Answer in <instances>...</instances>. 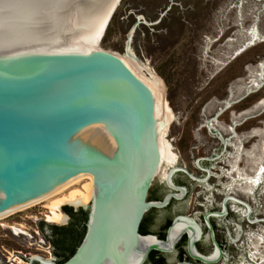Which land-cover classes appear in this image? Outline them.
<instances>
[{
	"label": "water",
	"instance_id": "1",
	"mask_svg": "<svg viewBox=\"0 0 264 264\" xmlns=\"http://www.w3.org/2000/svg\"><path fill=\"white\" fill-rule=\"evenodd\" d=\"M115 1L0 0V212L84 176L91 199L80 207L83 236L70 257L48 264H144L152 251H173L183 234L190 259L214 264L222 250L209 217L225 214V203L204 215L214 259L195 251L188 225L171 238L184 215L173 218L163 240L152 243L139 233L145 213L183 198L185 189L166 180L180 194L152 201L155 176L142 186L161 132L150 116L156 81L139 82L121 60L95 47ZM174 171L198 180L182 167Z\"/></svg>",
	"mask_w": 264,
	"mask_h": 264
},
{
	"label": "rangeland",
	"instance_id": "2",
	"mask_svg": "<svg viewBox=\"0 0 264 264\" xmlns=\"http://www.w3.org/2000/svg\"><path fill=\"white\" fill-rule=\"evenodd\" d=\"M127 40L129 54L155 73L163 88L156 101L157 124L163 151L172 157L158 162L149 194L153 198L176 191L166 183L174 166L198 177L192 180L173 171L171 182L184 186L186 195L145 213V225L163 235L174 214L190 215L203 231L195 246L209 254L212 245L203 216L222 211L225 203L226 213L209 219L222 250L214 264H264V173L250 191L243 185L255 174L257 162L264 167V104L257 106L264 99V86L251 93L245 89L257 73L256 64L264 61V0H120L99 51L121 60L142 82L148 72L125 57ZM226 100L231 105L223 111ZM200 169L206 170L204 178ZM44 211L39 204L2 220L22 225L29 236L0 226V264H10V253L51 254L59 263L61 250L53 247L51 230L63 225L46 224ZM177 244L163 255L165 264L178 260L185 242ZM48 245L53 249L45 253Z\"/></svg>",
	"mask_w": 264,
	"mask_h": 264
},
{
	"label": "bare ground",
	"instance_id": "3",
	"mask_svg": "<svg viewBox=\"0 0 264 264\" xmlns=\"http://www.w3.org/2000/svg\"><path fill=\"white\" fill-rule=\"evenodd\" d=\"M119 2H120V0H116L115 3L113 4V6L108 11V13L103 18L100 41L95 45V47L98 50H99V44L101 42V39H102L103 34L105 32V29L108 25L109 19L113 13V10L116 8V6ZM252 41H253V39H252ZM127 45H128V46H126L127 51L124 52L125 57L134 61V62H137L143 66V64L140 61H138L134 56H131L129 54V41L127 42ZM143 67L148 72L149 77L151 79H153L154 81H156L155 89H154V92L152 93L153 109H152L150 116H152L157 121L159 118V114H158V111L156 110V101L161 96L163 88H162V85L160 83L158 76L155 73H150V71L145 66H143ZM263 86H264V61L259 63L258 70H257L255 77L250 80L249 85L245 86V89H247V91H249V93H251V90L257 91L260 88H262ZM231 93L232 92H230V94ZM263 104H264V99L260 100V102L258 103L257 106H261ZM230 105H231V103L228 100H226L224 103V107L227 109L230 107ZM218 115H219V113L216 116H218ZM205 126H207V128L211 131L212 128H211V123L209 121L205 122ZM222 140H224V139L222 138ZM235 154H236V157L238 158L239 153L236 152ZM170 157H172V154L171 153L167 154L163 151L162 143L158 137V139H157V141H156V143L152 149V152H151V154H150V156H149V158L145 164L142 186L148 179H151V178H153V176H155L154 170L156 169L158 162L161 159L164 161H167V160H169ZM174 168H172L171 170L174 171ZM173 171H172V173L175 172V171L174 172ZM172 173L169 174L168 178H166L167 182H169L171 184H173L171 182ZM263 173H264V167L261 166V161L257 162V169L255 170V174L251 178H246L244 181L243 185H244L245 191H250L257 184L258 180L261 179V176L263 175ZM237 177L239 178V176H237ZM179 196H181V195H179ZM90 199H91V183L89 182V180L86 177L82 176V177L77 178L73 181H70L66 184H63L59 187H56L50 191H47L43 194H40L39 196L35 197L34 199L28 201L27 203L21 205L20 207H18L16 209L0 212V226L5 228V229H8L10 231H13V232H15V234H18V235H28V233L26 232V230H24L22 225L8 224V223H4L2 220L4 218L10 216L11 214L24 211L30 207H34V206L39 205V204L45 210L43 213V219L47 224L64 225L68 220V216L66 215V213H64V211L62 210V207L65 205H69V206H72L75 208H78L81 206L86 207L89 204ZM186 225L191 227L190 238L191 239L195 238L196 240H199V238L201 237V234H202L200 225L193 218L188 217V216H185V218H182L181 221H179L178 223H175V225L171 229V238H175L180 233L181 228L183 226H186ZM147 237H149V239L151 240L152 243L157 242V240H159L156 237H154L153 235H149ZM38 247L40 248V250L43 249V247L40 245H38ZM194 248H195V251L198 252V250L196 249L195 246H194ZM46 252L49 253V250L46 249L45 253ZM207 256L209 259H214L217 257V252L214 250L212 253H210ZM29 257L40 259L42 261V264H48L50 261L54 260V258L52 257L51 254L45 255V256L29 255ZM8 261L16 262V264H25L26 263L11 253H10V258L8 259ZM26 264H28V263H26Z\"/></svg>",
	"mask_w": 264,
	"mask_h": 264
},
{
	"label": "flooded vegetation",
	"instance_id": "4",
	"mask_svg": "<svg viewBox=\"0 0 264 264\" xmlns=\"http://www.w3.org/2000/svg\"><path fill=\"white\" fill-rule=\"evenodd\" d=\"M173 166H171L170 168H172ZM176 167V166H174ZM206 169V168H205ZM187 170V169H186ZM201 171H203V177L201 178H204L205 175H206V170L204 169H200ZM209 170V169H208ZM188 171V170H187ZM181 171H178L177 173H179ZM189 172V171H188ZM176 173V172H175ZM183 174H185L187 177H189L186 173L182 172ZM192 174V173H191ZM193 175V174H192ZM195 176V175H193ZM172 177V176H171ZM196 178H198L197 176H195ZM200 179V178H199ZM172 180V179H171ZM173 183V181H172ZM175 184V183H173ZM178 186V185H177ZM178 187H184V186H178ZM167 193H179L178 190L176 191H170V192H166L162 197H158V196H154L153 198L151 197V194H149L148 192V197L147 199L148 200H152V201H160L164 198V196L167 194ZM185 195H186V192H185ZM184 195V196H185ZM183 196V197H184ZM175 199H171L169 201V203L165 206L167 207L168 205H170L171 201H173ZM163 207V208H165ZM161 208V209H163ZM221 209V207L219 208ZM156 210H159V209H150L148 212L151 213L153 211H156ZM220 210H218L217 212H219ZM209 212H212V211H209ZM66 215L68 216V220L66 222V224H64L63 226H60V227H56L54 230H51V233H52V239H55L54 241L59 244V242L61 241L62 243V247H63V241H65L67 239V237H70L72 235H74L75 237H80L81 236V232H82V214H81V211L80 212H75L73 211L72 209H70V211H66L65 212ZM179 215H184L182 213H178V214H174L173 217L171 219H168L166 224H165V229L163 230V235H160L158 233H154L153 231H151L146 225H145V222H146V217L147 216H144L141 223H140V226H139V233L141 235H153L154 237H157V239H160V240H163L165 238V235H166V231H167V228L169 227V225L171 224V221L173 220V218H175L176 216H179ZM185 216H188V217H192L190 215H185ZM214 216H210L209 219L213 218ZM194 218V217H193ZM195 219V218H194ZM77 221H80L79 223ZM196 221V220H195ZM203 221H204V216H203ZM197 222V221H196ZM212 225V224H211ZM207 228V226H205ZM201 228V226H200ZM213 228V226H212ZM208 230V233H209V237H210V232H209V229L207 228ZM201 231H202V228H201ZM84 232V231H83ZM203 235V231H202V234L201 236ZM184 240L185 242V245H184V249L182 247H180V251H179V256H178V260H176L173 264H175L176 262H180V261H189L191 263H194L195 260H192L189 258L187 252H186V243H187V237H186V234H183L180 239L176 242L175 246H174V249L173 251L176 249V247L178 248V242L179 241H182ZM210 242H211V238H210ZM60 244V245H61ZM196 244V243H195ZM211 245H212V242H211ZM219 245V244H218ZM220 246V245H219ZM54 247V245H53ZM196 247V246H195ZM221 248V246H220ZM197 249V248H196ZM60 250H62L60 248ZM74 252V251H73ZM172 252V251H171ZM199 252V251H198ZM213 252V245H212V251L210 253ZM200 253V252H199ZM209 253V254H210ZM164 254H169V253H161V252H156V251H152L147 260L146 261H149L151 264H155V262L157 260L161 261V264H165L164 262V257L163 255ZM202 254V253H200ZM209 254H203V255H209ZM222 257V256H221ZM10 258V257H9ZM145 261V262H146ZM11 262V264H16V262H13V261H9ZM144 262V263H145ZM199 263V262H198ZM2 264V263H1ZM4 264V263H3ZM6 264V263H5ZM26 264V263H25ZM201 264V263H200Z\"/></svg>",
	"mask_w": 264,
	"mask_h": 264
},
{
	"label": "trees",
	"instance_id": "5",
	"mask_svg": "<svg viewBox=\"0 0 264 264\" xmlns=\"http://www.w3.org/2000/svg\"><path fill=\"white\" fill-rule=\"evenodd\" d=\"M71 208H67L66 206L63 207V211L66 212V211H70ZM81 214L83 215L82 216V232H81V236L80 237H75L74 235L70 236V237H67V239L65 241H63V247H62V244H57L54 240L55 239H52L51 242L52 244L54 245V247L59 250L60 248H62L61 252H59V258H61V260L59 261V263L65 261L68 257H70L72 254H73V251L75 250V248L78 246V244L80 243V240L83 236V231H84V223L86 221V212L84 211H81ZM78 223L80 221H77ZM56 228V227H55ZM64 256H67V257H64ZM155 264H161V261L157 260L155 262Z\"/></svg>",
	"mask_w": 264,
	"mask_h": 264
},
{
	"label": "built area",
	"instance_id": "6",
	"mask_svg": "<svg viewBox=\"0 0 264 264\" xmlns=\"http://www.w3.org/2000/svg\"><path fill=\"white\" fill-rule=\"evenodd\" d=\"M49 245H50V244H49ZM49 245H48L46 248L49 249V250H50V249H53L52 246H49ZM18 257H20L21 260H23L24 262H26V259H27V257H29V256H26V255H23V256H22V255H19ZM9 263L11 264V262H9Z\"/></svg>",
	"mask_w": 264,
	"mask_h": 264
}]
</instances>
